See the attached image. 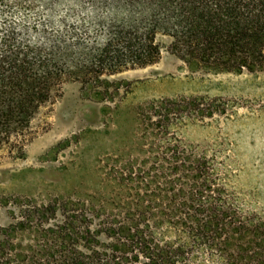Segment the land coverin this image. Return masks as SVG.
Listing matches in <instances>:
<instances>
[{
    "label": "trees",
    "instance_id": "trees-1",
    "mask_svg": "<svg viewBox=\"0 0 264 264\" xmlns=\"http://www.w3.org/2000/svg\"><path fill=\"white\" fill-rule=\"evenodd\" d=\"M153 3L138 10V19L109 23L102 41L85 44L65 28L52 30L36 12L1 19L0 148L12 145L22 154L32 117L64 73L97 66L111 74L155 63L160 31L172 37L169 49L184 62L264 69V0ZM196 99L141 105L148 155L127 156L112 169L117 190L100 204L79 199L23 207L20 219L1 229L0 264H264V221L242 214L215 185L207 160L169 137L171 120L195 111ZM57 210L60 219L52 222ZM17 229L37 231V247L21 253L6 245Z\"/></svg>",
    "mask_w": 264,
    "mask_h": 264
},
{
    "label": "rangeland",
    "instance_id": "rangeland-1",
    "mask_svg": "<svg viewBox=\"0 0 264 264\" xmlns=\"http://www.w3.org/2000/svg\"><path fill=\"white\" fill-rule=\"evenodd\" d=\"M151 7L153 0H0V20L36 12L52 30L65 28L85 44L106 38L109 23L138 19V10ZM155 39L160 57L145 67L64 73L32 117L22 154L12 145L0 148V240L23 207L104 201L116 183L112 169L127 156L148 155L139 107L180 97H196L198 106L171 120L169 137L207 160L215 185L242 214L264 221V69L184 62L170 51L169 34L160 31ZM191 181L189 174L184 182ZM59 219L57 210L52 222ZM31 230L17 229L5 244L26 253L39 244Z\"/></svg>",
    "mask_w": 264,
    "mask_h": 264
}]
</instances>
